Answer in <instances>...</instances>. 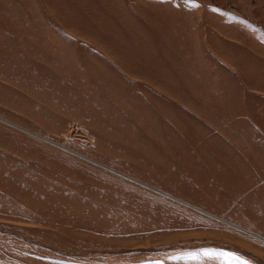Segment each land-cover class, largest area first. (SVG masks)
<instances>
[{
	"label": "rangeland",
	"instance_id": "rangeland-1",
	"mask_svg": "<svg viewBox=\"0 0 264 264\" xmlns=\"http://www.w3.org/2000/svg\"><path fill=\"white\" fill-rule=\"evenodd\" d=\"M49 1H16L11 32L16 2L0 0V264H264V0L150 5L164 32L211 45L181 53L212 54L158 102L80 83L71 35L108 40L109 0H82L84 32L48 29Z\"/></svg>",
	"mask_w": 264,
	"mask_h": 264
},
{
	"label": "crops",
	"instance_id": "crops-1",
	"mask_svg": "<svg viewBox=\"0 0 264 264\" xmlns=\"http://www.w3.org/2000/svg\"><path fill=\"white\" fill-rule=\"evenodd\" d=\"M60 1L68 9L64 10L61 8V11H58L56 7L57 1L55 0L54 3L53 0L49 1L48 4L50 6L48 8L50 13L47 12L45 17L42 18L46 22L45 26L47 28L50 26L48 29L56 30V27L65 29V23L66 26L70 27L67 32H81L82 30L79 27V6L83 4L81 3L82 0ZM163 2L164 0H109L110 13L100 19L105 20L106 26L108 25L106 20L110 23L109 28H111L108 40H102L104 36L96 34H93L91 39L89 37L83 39L78 38L76 35H71V37L76 39L75 48L77 52L81 50L84 53V57L81 59L83 70L91 71L84 77L85 80L82 78L83 81L80 83L114 85L116 89L118 86V95H121V90L124 88L125 91H122L124 96L118 97L120 99H129L130 96L128 95H131L132 87L141 86L142 92L147 93L143 100L158 102V94L165 92L171 93L174 100L180 98L181 86H194L199 83L197 77H205L204 75L209 74V70L207 72L206 66L203 65L202 61L207 59L212 61L211 52L206 50L207 54H204V56L199 58L192 56L190 58L185 55L186 53H181L176 47L182 42L186 45L198 43L200 46H204L208 43L207 37L205 42L202 36L197 35L198 32H164L157 21L150 20L147 8L150 5H156L155 10L157 12L159 4ZM15 7L17 12L14 13L12 19L13 30L11 32H22V20L18 2H16ZM68 10L71 13L65 16L64 11ZM69 18L71 21L67 24ZM37 20V15L30 16L29 27H33ZM3 21L5 22L6 20L0 15V32H10ZM92 21L96 20L92 18ZM261 33L264 34V32ZM183 34H186V39L182 37ZM214 37L213 43L218 44L215 34ZM79 43L83 46L80 47ZM208 45L210 44L208 43ZM18 58L20 59V54ZM197 63L201 65L200 68L202 70L198 75ZM166 86L168 87L166 88ZM148 94H153L155 97H149ZM187 99L191 98L187 97ZM156 109H159L158 103ZM144 115L147 117L150 114L145 111ZM158 115L159 113H156L153 116ZM28 130L33 133L40 132L32 128Z\"/></svg>",
	"mask_w": 264,
	"mask_h": 264
}]
</instances>
